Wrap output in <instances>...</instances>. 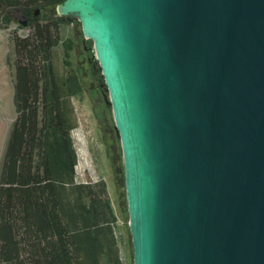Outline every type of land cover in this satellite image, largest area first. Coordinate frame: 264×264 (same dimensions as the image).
Here are the masks:
<instances>
[{
	"label": "water",
	"instance_id": "obj_1",
	"mask_svg": "<svg viewBox=\"0 0 264 264\" xmlns=\"http://www.w3.org/2000/svg\"><path fill=\"white\" fill-rule=\"evenodd\" d=\"M57 10L93 41L110 94L134 264H264V0Z\"/></svg>",
	"mask_w": 264,
	"mask_h": 264
},
{
	"label": "trees",
	"instance_id": "obj_2",
	"mask_svg": "<svg viewBox=\"0 0 264 264\" xmlns=\"http://www.w3.org/2000/svg\"><path fill=\"white\" fill-rule=\"evenodd\" d=\"M56 0H0L4 7H22L29 16L35 3ZM64 0H57V4ZM61 17V16H60ZM61 19H64L62 16ZM60 18H36L31 34L15 39V87L18 115L10 131L0 172V264H81L82 243L93 262L104 253L101 234H112L111 222L97 221L95 208L107 205L103 181L78 184L88 206L81 227L72 228L59 188L58 169L50 152L48 136L59 140L60 163L73 184L76 153L68 137L69 117L52 63V49L59 42ZM104 225V226H103ZM32 243L29 252L23 241ZM25 243V242H24ZM27 246V244L25 245ZM117 255L115 240L112 239Z\"/></svg>",
	"mask_w": 264,
	"mask_h": 264
},
{
	"label": "rangeland",
	"instance_id": "obj_3",
	"mask_svg": "<svg viewBox=\"0 0 264 264\" xmlns=\"http://www.w3.org/2000/svg\"><path fill=\"white\" fill-rule=\"evenodd\" d=\"M56 1L51 4L35 3L29 16L23 12L22 7H4L0 3V172L8 137L18 115L15 39L31 34L29 23L34 17L61 19ZM63 17L60 22L59 42L52 49V63L69 117L68 137L76 153L73 184L67 183V169L60 163L58 138L50 134L48 139L50 152L58 169L59 188L67 218L72 228L81 227V221L86 216L83 210L89 205L86 194H80L75 186L95 185L103 181L114 218L108 214L111 208L104 204L95 208L94 215L100 223L106 218L113 220V231L109 234L103 229L101 238L104 240V253L99 255V263L92 261L86 244L82 243L79 250L81 264H134L123 149L110 94L95 55L93 41L85 37L81 22L77 18L72 20L67 16ZM26 18L28 24L22 26L19 21ZM112 239L116 243L117 255L114 253ZM27 242L23 241L26 250L34 251V245Z\"/></svg>",
	"mask_w": 264,
	"mask_h": 264
},
{
	"label": "crops",
	"instance_id": "obj_4",
	"mask_svg": "<svg viewBox=\"0 0 264 264\" xmlns=\"http://www.w3.org/2000/svg\"><path fill=\"white\" fill-rule=\"evenodd\" d=\"M14 49H15V45H14ZM15 52V51H14Z\"/></svg>",
	"mask_w": 264,
	"mask_h": 264
}]
</instances>
